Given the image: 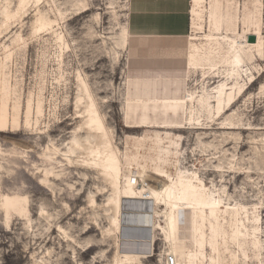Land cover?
<instances>
[{
    "label": "rangeland",
    "instance_id": "obj_1",
    "mask_svg": "<svg viewBox=\"0 0 264 264\" xmlns=\"http://www.w3.org/2000/svg\"><path fill=\"white\" fill-rule=\"evenodd\" d=\"M7 2L14 9L17 0H0V264H106L118 249L143 264H164L169 254L176 256L177 264H264V128H254L264 126V101H258L264 83V0H189L185 38L189 70L182 102L133 106L127 118L126 98L132 89H127L126 74L151 61L133 58L116 44L121 26L129 19L131 0H40L38 4L31 0L19 15L5 20ZM81 3L86 10L76 9ZM37 7L56 19L51 29L36 30ZM246 25L260 31L261 50L238 43L230 48L229 41L222 39L240 42L238 30ZM246 68L253 77L242 80L247 86L255 79L253 85L230 110L218 115L215 88L222 82L236 84V70ZM78 74L104 115L113 144L129 155L141 146L138 161L130 168L132 179L141 173L143 183L156 186L160 177L150 155L151 148L161 144L169 151L162 169L177 177L180 168L198 196L211 194L232 207L228 218L212 223L198 219L202 237L191 241L183 223L176 241L169 242L151 229V202L125 198L120 231L106 234L113 211V204L107 205L111 186L98 171L86 168L78 150L72 163L65 156L82 123L75 118L82 110L75 106L77 95L83 96ZM187 93L193 95V102ZM249 96L251 100L245 102ZM192 104L195 124L171 129L152 125H184ZM234 112L252 128H218ZM142 119L151 121V127L127 126V121ZM227 132L236 140L228 137L223 142ZM79 138L82 142L83 136ZM82 173L88 178L83 179ZM54 174L61 178L55 180ZM44 178L54 183V192L40 186ZM89 226L93 228L84 232ZM70 236L97 244L84 252ZM102 250L94 263L93 253Z\"/></svg>",
    "mask_w": 264,
    "mask_h": 264
},
{
    "label": "bare ground",
    "instance_id": "obj_2",
    "mask_svg": "<svg viewBox=\"0 0 264 264\" xmlns=\"http://www.w3.org/2000/svg\"><path fill=\"white\" fill-rule=\"evenodd\" d=\"M33 1L35 4H38L40 0ZM194 1L203 2L204 0ZM29 2H31V0H17V5L14 9L10 7V2H7L3 10L5 20L19 15L21 8L26 6ZM85 7L86 5L82 4L76 9L86 10ZM36 10V30L42 31L52 27V23L55 22L54 20L56 19H51L46 12L41 11L38 7L36 8ZM25 12L26 10L22 13L24 14ZM59 13L61 15L60 11ZM238 33L241 37L240 42H237L233 39H226L225 36L222 39L229 41L230 48L238 43L237 46L243 45V47H250V49L254 48V50L262 49V41L259 30H252L248 25H246L241 30V32L238 30ZM250 35H254V41L248 40V36ZM127 36L128 20L126 24L121 26L119 39L118 41H116V44L120 49L126 50ZM59 37L60 39H62L61 36ZM232 72L230 74H232ZM261 74L262 73L258 74V77L256 79H258ZM244 76L248 77V79H251L253 77L249 68H246L245 70L242 69L241 71H238V69L236 70V84L229 85L227 82H222L215 88V94L213 97L214 101L216 102L215 109L218 115H222L226 111L230 110L239 100V98L245 94L250 86L253 85L255 79L247 86H245L244 80H242ZM238 78H241V80H239ZM76 80L79 83L78 91L82 92L83 96H81L80 93H78L79 96L77 95L75 106H82V110L77 112L75 118L81 119L82 123L78 127V130L75 131L77 138L75 144L73 145V148H71L69 150V153H66L65 156L68 160V163H72L71 156L75 154V149L78 150L82 153V163L86 166V168L88 170L90 169L98 171V174L102 176L103 180L111 186L112 195L108 198L107 205L113 204V211L108 218L110 226L106 229V234L120 231L123 211L122 200L125 198H137L150 201V213L152 220L154 219L151 224V229L159 232L164 237V240H167L169 242L176 241L177 233L180 231L183 223H186L188 225V228L186 229L187 238H189L191 241L195 240V237L197 235H200L202 237L201 233L203 232L201 226H197L198 219L201 222L207 219L210 223H212L213 221H218L220 218L224 220L228 218V215L231 214L230 210L232 209V207L225 206V203H223L221 199L215 198L211 194L208 195V197H204L203 195L198 196L196 187L188 179H185L188 178V176H186V174H184V172L180 168L177 169V177H172L167 171L162 169L163 164H165L164 157L168 156L169 151L165 149L161 144L153 146L151 148L150 155L153 165L156 167V171H154V173L160 177V180H158L156 186H149L148 183H143L144 180L141 179V173L135 175L132 179V176L130 175V168L136 165L140 153L139 148H141V146L137 145V147L135 148V152L129 155L126 151L124 153L120 151L113 144L112 138L109 136L108 127H106V124L104 122V115H102V113L99 111L96 101L91 95L85 80L80 77L79 74L77 75ZM258 90V101L263 102L264 83L260 84ZM186 95L188 97V101L190 100V102H193V95L191 93H187ZM84 96L86 97L85 101H83ZM250 96L247 97L245 102L251 100ZM260 109L261 108L259 106L258 108H256V111L258 112V110ZM187 110L188 111L186 113L184 125L180 124L177 127H186L187 124L192 125L197 122L195 112L196 109L194 108V105L192 104ZM242 121V118L240 116L238 117L237 112H234L222 119L219 123L220 126L218 128L227 131L248 130L252 128V123L248 122L244 125ZM187 128H189V126ZM254 128L263 129L264 126H262L261 124L260 126ZM80 132L84 133V135L79 136H83L82 142L77 136ZM227 133H229V135L223 139V142H225L228 137L236 140L237 137L230 135L231 132ZM243 144L244 143L240 141V147ZM124 169H127L129 173H125ZM189 175L197 176V173L190 172ZM53 176L55 180H59L61 178L59 174H54ZM82 177L83 179L88 178V176L84 173H82ZM122 181L125 182V186H122ZM39 184L43 188H46L47 190L51 189V191L54 192V183L51 180L44 178L42 179V181H40ZM67 186L70 189L73 188V184H68ZM143 189H145V192H143ZM99 190L102 191V189ZM176 190H178V192H175ZM90 194V202L94 204L95 200L93 198V194L91 192ZM200 225L203 226L202 223ZM92 228L93 226H89L84 230V232H88ZM69 239L76 242L84 252L90 250L97 244L94 243L92 239H86L82 242L77 241L72 236H70ZM75 249L76 248L72 247L73 254H76ZM120 250L118 249V253L112 259V261L106 264H117L121 262H125L126 264H143L134 255H131L129 252H121ZM47 253L50 254L49 251H47ZM93 254L94 255L92 256V261L94 263H97L99 261L98 259H100L102 254H104V250L97 251ZM170 255L174 257L173 264H177L176 256H174L173 254L166 255V257L164 258V264H169L166 262V259Z\"/></svg>",
    "mask_w": 264,
    "mask_h": 264
},
{
    "label": "crops",
    "instance_id": "obj_3",
    "mask_svg": "<svg viewBox=\"0 0 264 264\" xmlns=\"http://www.w3.org/2000/svg\"><path fill=\"white\" fill-rule=\"evenodd\" d=\"M189 0H131L126 49L136 59H151L144 67L126 74L127 89L124 117L133 106L168 107L182 102L188 74ZM168 58H181L174 62ZM182 123L152 124L176 128ZM130 128L151 127V121H127Z\"/></svg>",
    "mask_w": 264,
    "mask_h": 264
},
{
    "label": "built area",
    "instance_id": "obj_4",
    "mask_svg": "<svg viewBox=\"0 0 264 264\" xmlns=\"http://www.w3.org/2000/svg\"><path fill=\"white\" fill-rule=\"evenodd\" d=\"M166 262L169 263V264H173V263H174V257L170 255V256L166 259Z\"/></svg>",
    "mask_w": 264,
    "mask_h": 264
},
{
    "label": "water",
    "instance_id": "obj_5",
    "mask_svg": "<svg viewBox=\"0 0 264 264\" xmlns=\"http://www.w3.org/2000/svg\"><path fill=\"white\" fill-rule=\"evenodd\" d=\"M248 40H249V41H254V40H255L254 35H250V36H248Z\"/></svg>",
    "mask_w": 264,
    "mask_h": 264
}]
</instances>
